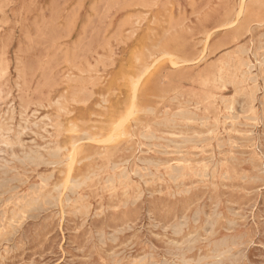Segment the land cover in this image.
I'll use <instances>...</instances> for the list:
<instances>
[{
  "label": "rangeland",
  "instance_id": "rangeland-1",
  "mask_svg": "<svg viewBox=\"0 0 264 264\" xmlns=\"http://www.w3.org/2000/svg\"><path fill=\"white\" fill-rule=\"evenodd\" d=\"M263 55L264 0H0L1 264H264Z\"/></svg>",
  "mask_w": 264,
  "mask_h": 264
},
{
  "label": "bare ground",
  "instance_id": "bare-ground-1",
  "mask_svg": "<svg viewBox=\"0 0 264 264\" xmlns=\"http://www.w3.org/2000/svg\"><path fill=\"white\" fill-rule=\"evenodd\" d=\"M253 20H254V19H253ZM253 20H252V21H253ZM260 23H261V22H260ZM256 24L258 25V23H256ZM245 25H246V24H245ZM245 25H244V26H245ZM218 26H219V25H218ZM258 27H259V26H258ZM260 27H261V25H260ZM251 30H252V29H251ZM246 31H247V30H246ZM248 31H249V29H248ZM248 31H247V32H248ZM254 31H255V30H254ZM250 32H251V31H250ZM245 35H246V34H245ZM250 35H251V33H250ZM256 35H257V34H256ZM256 37H258V35H257ZM260 38H261V37H260ZM231 40H232V39H231ZM250 40H252V39H250ZM254 40H255V38H254ZM258 40H260V39L258 38ZM207 41H208V40H207ZM244 41H245V40H244ZM254 42H255V41H254ZM258 42H259V41H257V44H258ZM261 42H262V41H261ZM241 44H242V43H241ZM251 44H252V43H251ZM257 44H256V45H257ZM239 46H240V45H239ZM258 46H259V45H258ZM258 46H257V48H258ZM231 47H232V46H231ZM250 47H251V46H250ZM252 47H254V46H252ZM243 51H244V50H243ZM247 51H248V50H247ZM251 51H252V50H251ZM256 51H257V49H256ZM256 51H255V52H256ZM204 53H205V52H204ZM237 53H238V52H237ZM237 53H236V54H237ZM239 53H240V52H239ZM256 53H257V52H256ZM262 53H263V51H262ZM219 55H220V54H219ZM225 55H226V54H225ZM256 56H258V55L256 54ZM263 56H264V55H263ZM263 56H262V57H263ZM162 57H163V56H162ZM254 57H255V56H254ZM259 57H260V56H259ZM164 58H165V57H164ZM255 58H256V57H255ZM253 59H254V58H253ZM188 60H189V59H188ZM256 60H257V59H256ZM175 61H176V60H175ZM177 61H178V60H177ZM250 61H251V60H250ZM154 62H155V61H154ZM244 62H245V61H244ZM224 63H225V62H224ZM237 64H238V63H237ZM246 64H247V63H246ZM251 64H252V63H251ZM251 64H250V65H251ZM0 65H1V64H0ZM224 65H225V64H224ZM253 65H254V64H253ZM256 65H257V64H256ZM243 66H244V65H243ZM173 67H174V66H173ZM246 67H247V65H246ZM248 67H250V66H248ZM254 67H255V66H254ZM144 68H146V66H145ZM230 68H231V67H230ZM233 68H234V67H233ZM219 69H220V68H219ZM247 69H248V68H247ZM138 70H139V69H138ZM249 70H250V69H249ZM249 70H248V71H249ZM142 71H143V68H142L141 72H142ZM219 71H220V70H219ZM238 71H239V69H238ZM244 71H245V70H244ZM3 72H4V71H3ZM141 72H140V73H141ZM195 72H197V71L195 70ZM227 72H230V71L227 70ZM250 72H251V71H250ZM233 73H234V72H233ZM248 73H249V72H248ZM258 73H259V72H258ZM262 73H263V72H262ZM0 74H1V73H0ZM243 74H244V73H243ZM245 74H246V73H245ZM249 74H250V73H249ZM144 75H145V74H144ZM241 75H242V74H241ZM212 76H213V75H212ZM232 76L234 77V75H232ZM233 77H232V78H233ZM240 77H241V76H240ZM250 77H251V76H250ZM214 78H215V77H214ZM214 78H213V82H214ZM237 78H238V77H236V79H237ZM242 78H243V81H244V77H242ZM262 78H264V76H263ZM236 79H235V80H236ZM245 79H246V78H245ZM247 79H249V78H247ZM243 81H239V82H242V84H243V83H244ZM257 81H258V80H257ZM211 82H212V81H211ZM221 82H222V84H223V81H221ZM235 82H236V81H235ZM226 84H227V83H226ZM231 84H232V82H231ZM233 84H234V83H233ZM245 84H246V83H245ZM251 84L254 85V83H252V82H251ZM234 85H235V84H234ZM247 85H248V84H247ZM248 86H249V85H248ZM256 86H257V84H256ZM231 87H232V86H231ZM135 88L137 89V87H135ZM255 88L257 89V87H255ZM241 89H242V88H241ZM254 90H255V89H254ZM230 91H231V90H230ZM259 91H260V90H259ZM233 92H234V90H233ZM132 93H133V92H132ZM230 93H231V92H230ZM234 93H236V92H234ZM239 93H240V92H239ZM250 93H251V92H250ZM257 93H258V92H257ZM255 94H256V93H255ZM253 95H254V94H253ZM262 96H264V95L262 94ZM254 98H255V96H254ZM262 98H263V97H262ZM174 99H175V98H174ZM220 99H221V98H220ZM263 99H264V98H263ZM263 99H262V100H263ZM181 100H182V102H183V99H181ZM221 100H222V99H221ZM221 100H218V101H221ZM248 100H249V99H248ZM257 100H258V99H257ZM259 100H260V98H259ZM262 100H261V101H262ZM223 101H224V100H223ZM263 101H264V100H263ZM188 102H189V101H188ZM226 102H227V101H226ZM228 102H229V101H228ZM179 103H181V102H179ZM211 103H212V102H211ZM220 103H221V102H220ZM252 103H253V102H252ZM177 104H178V103H177ZM186 104H190V103H185V105H186ZM192 104H193V103H192ZM223 104H224V103H223ZM133 105L135 106V104H133ZM178 105H180V104H178ZM250 105H251V104H249V105H247V106L249 107ZM253 105H254V104H253ZM253 105H252V107H253ZM226 106H227V105H226ZM247 106H246V108H247ZM229 107H230V106H229ZM231 107H232V106H231ZM231 107H230V108H231ZM243 107H244V106H243ZM250 107H251V106H250ZM132 108H133V107H132ZM132 108H131V109H132ZM186 108H187V107H186ZM232 108H234V107H232ZM239 108H240V107H239ZM253 108H255V107H253ZM256 108H257V107H256ZM181 109H182V108H181ZM198 109H199V108H198ZM224 109H225V108H224ZM226 109H227V108H226ZM226 109H225V110H226ZM166 110H167V112H168V109H166ZM185 110L188 111L187 109H185ZM246 110H248V109H245V111H246ZM249 110H251V109H249ZM147 111H150V110H149V109L146 110L145 113H146ZM177 111H178V110H177ZM177 111H176V112H177ZM183 111H184V109H183ZM24 112H25V111H24ZM152 112H153V111H152ZM184 112H185V111H184ZM232 112H233V111H232ZM246 112H247V111H246ZM246 112H245V113H246ZM248 112H249V111H248ZM248 112H247V113H248ZM256 112H257V111H256ZM145 113H144V114H145ZM147 113H151V112H147ZM153 113H154V112H153ZM163 113H164V111H163ZM186 113H187V112H186ZM190 113H191V112H190ZM192 113H193V112H192ZM247 113H246V114H247ZM259 113H260V112H259ZM127 114H128V112H127ZM130 114H131V113H130ZM184 115H185V114H184ZM190 115H191V114H190ZM190 115H189V116H190ZM257 115H259V114H257ZM154 116H155V115H154ZM157 116H159V115H157ZM163 116H164V115H163ZM179 116H180V115H179ZM227 116H228V115H227ZM259 116H260V115H259ZM186 117H187V116H186ZM229 117H230V116H229ZM253 117H254V116H253ZM189 118H190V117H189ZM189 118H188V119H189ZM196 118H197V117H196ZM230 118H231V117H230ZM254 118H256V117H254ZM123 119H124V118H123ZM125 119H127V117H126ZM194 119H195V118H194ZM203 119H204V118H203ZM214 119H215V117H214ZM243 119H244V118H243ZM168 120H169V119H168ZM185 120H186V119H185ZM207 120H208V119H207ZM232 120H233V119H232ZM232 120H231V121H232ZM258 120H259V119H258ZM166 121H167V120H166ZM169 121H170V120H169ZM218 121H219V120H218ZM227 121H228V120H227ZM249 121H250V120H249ZM260 121H261V120H260ZM152 122H153V121H152ZM152 122H150V123H152ZM179 122H180V121H179ZM187 122H188V121H187ZM195 122H196V121H195ZM215 122H216V121H215ZM235 122H237V121H235ZM254 122H255V120H254ZM5 123H6V122H5ZM118 123H119V122H118ZM156 123H157V122H156ZM174 123H175V122H174ZM237 123H238V122H237ZM141 124H143V123H141ZM141 124H140V125H141ZM215 124H216V123H215ZM215 124H214V127H215ZM260 124H261V123H260ZM260 124H259V125H260ZM16 125H17V124H16ZM24 125H26V123H25ZM32 125H33V123H32ZM119 125H120V124H119ZM152 125H153V124H152ZM171 125H172V123H171ZM207 125H208V124H207ZM210 125H212V124H210ZM233 125H234V124H233ZM7 126H8V125H7ZM12 126H13V125H12ZM117 126H118V125H117ZM150 126H151V125H150ZM150 126H149V127H150ZM199 126H200V125H199ZM20 127H21V126H20ZM145 127H146V124H145ZM157 127H158V126H157ZM160 127H161V126H160ZM233 127H234V126H233ZM240 127H241V126H240ZM0 128H2V127H0ZM24 128H25V126H24ZM158 128H159V127H158ZM177 128H178V127H177ZM182 128H183V127H182ZM182 128H181V129H182ZM184 128H185V127H184ZM189 128H190V127H189ZM202 128H203V127H202ZM250 128L253 129V127H250ZM18 129H19V128H18ZM116 129H117V127H116ZM144 129H145V128H143V131H144ZM170 129H171V128H170ZM173 129H174V128H173ZM193 129H194V128H193ZM206 129H207V128H206ZM222 129H223V128H222ZM256 129H257V128H256ZM6 130H7V127H6ZM112 130H113V129H112ZM174 130H176V129H174ZM177 130H178V129H177ZM187 130H188V129H187ZM209 130H210V129H209ZM214 130H215V129H214ZM214 130H213V131H214ZM227 130H228V128H227ZM235 130H236V129H235ZM258 130H259V129H258ZM4 131H5V130H4ZM122 131H123V130H122ZM138 131H139V129H138ZM140 131H141V130H140ZM195 131H196V129H195ZM198 131H199V130H198ZM263 131H264V130H263ZM186 132H187V131H186ZM201 132H202V131H201ZM208 132H209V131H208ZM216 132H217V131H215V133H216ZM225 132H226V131H225ZM6 133H7V132H6ZM31 133H32V132H31ZM145 133H147V132H145ZM161 133H162V132H161ZM178 133H179V132H178ZM188 133H189V132H188ZM192 133H193V132H192ZM194 133H195V132H194ZM194 133H193V134H194ZM240 133H242V132H240ZM20 134H21V133H19V136H20ZM110 134H111V133H110ZM139 134H140V133H139ZM166 134L168 135L169 133H166ZM185 134H186V133H185ZM195 134H196V133H195ZM237 134H238V133H237ZM17 135H18V134H17ZM21 135H22V134H21ZM150 135H151V134H149V136H150ZM162 135H163V134H162ZM172 135H173V134H172ZM180 135H181V134H180ZM240 135H241V134H240ZM240 135H239V136H240ZM246 135H247V134H246ZM253 135H254V134H253ZM111 136H112V135H111ZM135 136H136V135H135ZM147 136H148V135H147ZM173 136H174V135H173ZM192 136H193V135H192ZM195 136H196V135H195ZM195 136H194V137H195ZM200 136H201V135H200ZM230 136H231V135H230ZM248 136H249V135H248ZM3 137H4V136H3ZM14 137H15V136H14ZM96 137H97V136H96ZM115 137H116V136H115ZM120 137H121V136H120ZM175 137H177V136H175ZM185 137H186V136H185ZM188 137H189V136H188ZM205 137H206V136H205ZM209 137H210V136H209ZM211 137H212V136H211ZM222 137H223V136H222ZM263 137H264V136H263ZM15 138H16V137H15ZM161 138H162V137H161ZM178 138H179V137H178ZM183 138H184V137H183ZM230 138H231V137H230ZM252 138H253V137H252ZM257 138H258V137H257ZM259 138H260V137H259ZM261 138H262V137H261ZM87 139H89V138H87ZM87 139H86V140H87ZM107 139H108V138H107ZM112 139H113V138H112ZM171 139H172V138H171ZM216 139H217V137H216ZM255 139H256V138H255ZM102 140H103V139H102ZM152 140H153V139H152ZM175 140H176V139H175ZM197 140H198V139H197ZM213 140H214V139H213ZM218 140H219V139H218ZM30 141H31V140H30ZM88 141H89V140H88ZM144 141H145V140H144ZM156 141H157V140H156ZM177 141H179V140H177ZM82 142H83V141H82ZM110 142H111V141H110ZM208 142H209V141H208ZM210 142H211V141H210ZM210 142H209V143H210ZM23 143H25V142H23ZM99 143H100V142H99ZM108 143H109V142H108ZM145 143H146V142H145ZM165 143H166V142H165ZM205 143H206V142H205ZM205 143H203V144H205ZM218 143H219V142H218ZM232 143H233V142H232ZM254 143H255V142H254ZM3 144H4V143H3ZM50 144H51V143H50ZM77 144H78V143H77ZM103 144H104V143H103ZM137 144H138V143H137ZM206 144H207V143H206ZM226 144H227V143H226ZM228 144H230V143H228ZM0 145H1V144H0ZM4 145H5V144H4ZM130 145H132V144H130ZM144 145H145V144H144ZM151 145H152V144H151ZM186 145H187V144H186ZM231 145H232V144H231ZM41 146H42V145H41ZM161 146H162V145H161ZM195 146H196V144H195ZM195 146H194V147H195ZM202 146H203V145H202ZM208 146H211V145H208ZM255 146H256V144H255ZM259 146H260V145H259ZM4 147H5V146H4ZM6 147L8 148L9 145H7ZM33 147H34V146H33ZM36 147H37V146H36ZM56 147H57V146H56ZM130 147H131V146H130ZM170 147H171V146H170ZM182 147H183V146H182ZM194 147H193V148H194ZM224 147H225V146H224ZM241 147H242V146H241ZM243 147H244V145H243ZM249 147H250V146H249ZM57 148H59V147H57ZM146 148H147V147H146ZM155 148H156V147H155ZM180 148H181V147H180ZM208 148H209V147H208ZM208 148H207V149H208ZM256 148H257V147H256ZM11 149H12V148H11ZM23 149H24V148H23ZM51 149H52V148H51ZM51 149H47V150L49 151V150H51ZM181 149H182V148H181ZM249 149H250V148H249ZM29 150H30V149H29ZM140 150H141V149H140ZM147 150H148V149H147ZM154 150H157V149H154ZM158 150H159V149H158ZM172 150H173V149H172ZM213 150H214V149H213ZM213 150H212V151H213ZM222 150H223V148H222ZM225 150H226V149H225ZM0 151H1V150H0ZM30 151H32V150H30ZM53 151H55V150H53ZM127 151H128V150H127ZM173 151H175V150H173ZM185 151H186V150H185ZM203 151H204V150H203ZM205 151H206V150H205ZM208 151H210V150H208ZM217 151H219V150H217ZM258 151H259V150H258ZM11 152H12V151H11ZM11 152H10V153H11ZM36 152H37V150H36ZM36 152H34V153H36ZM56 152H57V151H56ZM161 152H163V151L161 150ZM167 152H169V149H168ZM171 152H172V151H171ZM182 152H183V151H182ZM201 152H202V150H201ZM227 152H228V151H227ZM20 153H21V152H20ZM51 153H52V152H51ZM59 153H60V152H59ZM150 153H151V152H150ZM251 153H252V151H251ZM256 153H257V152H256ZM11 154H13V153H11ZM53 154H54V153H53ZM72 154H73V153H72ZM184 154H185V153H184ZM208 154H209V153H208ZM224 154H225V153H224ZM13 155H14V154H13ZM23 155H24V154H23ZM25 155H26V154H25ZM33 155H34V154H33ZM170 155H171V154H170ZM239 155H240V154H239ZM37 156H38V155H37ZM41 156H42V155H41ZM47 156H48V155H47ZM185 156H186V154H185ZM194 156H195V155H194ZM212 156H213V155H212ZM232 156H233V155H232ZM16 157H17V156H16ZM75 157H76V156H75ZM179 157H180V155H179ZM17 158H18V157H17ZM25 158H26V157H25ZM41 158H42V157H41ZM146 158H147V157H146ZM202 158H203V157H202ZM225 158H226V157H225ZM251 158H252V157H251ZM259 158H260V157H259ZM34 159H35V158H34ZM36 159H37V158H36ZM45 159H46V158H45ZM74 159H75V158L72 159L73 162H74ZM159 159H160V158H159ZM168 159H170V158H168ZM194 159H195V158H194ZM220 159H221V158H220ZM220 159H219V160H220ZM228 159H229V158H228ZM245 159H246V158H245ZM253 159H254V158H253ZM260 159H261V158H260ZM1 160H2V159H1ZM1 160H0V161H1ZM3 160H4V159H3ZM30 160H31V159H30ZM43 160H44V159H43ZM57 160H58V159H57ZM62 160H63V159H62ZM127 160H128V159H127ZM129 160H130V159H129ZM170 160H171V159H170ZM179 160H180V159H179ZM179 160H178V161H179ZM195 160L197 161V159H195ZM200 160H201V159H200ZM205 160H206V159H205ZM240 160H243V159H240ZM254 160H255V159H254ZM257 160H258V159H257ZM14 161H15V159H14ZM23 161H24V160H23ZM25 161H26V160H25ZM27 161H28V160H27ZM34 161H35V160H34ZM37 161H38V160H37ZM59 161H60V159H59ZM133 161H134V160H133ZM155 161H156V160H155ZM252 161H253V160H252ZM260 161H261V160H260ZM10 162H11V161H10ZM109 162H110V161H109ZM123 162H124V161H123ZM168 162H169V161H168ZM172 162H173V160H172ZM193 162H194V161H193ZM231 162H232V161H231ZM6 163H8V161H7ZM17 163H18V162H17ZM27 163H28V162H27ZM44 163H45V162H44ZM121 163H122V162H121ZM133 163H134V162H133ZM161 163H162V162H161ZM163 163H164V162H163ZM188 163H189V162H188ZM201 163H202V162H201ZM236 163H237V162H236ZM263 163H264V162H263ZM9 164H10V163H9ZM31 164H32V163H31ZM34 164H35V163H34ZM34 164H32V165H34ZM51 164H52V163H51ZM58 164H59V163H58ZM73 164H74V163H73ZM179 164H180V163H179ZM194 164H195V163H194ZM204 164H205V163H204ZM218 164H219V163H218ZM222 164H223V163H222ZM224 164H225V163H224ZM232 164H233V162H232ZM238 164H239V163H238ZM257 164H258V163H257ZM0 165H1V164H0ZM7 165H8V164H7ZM21 165H22V164H21ZM29 165H30V164H29ZM49 165H50V164H49ZM49 165H48V166H49ZM119 165H120V164H119ZM140 165H141V164H140ZM142 165H143V164H142ZM144 165H145V164H144ZM165 165H166V164H165ZM167 165H168V164H167ZM190 165H191V164H190ZM239 165H240V164H239ZM253 165H254V164H252V166H253ZM1 166H2V165H1ZM23 166H24V165H23ZM53 166H54V165H53ZM57 166H58V165H57ZM72 166H73V165H72ZM133 166H134V165H133ZM153 166H154V165H153ZM153 166H152V167H153ZM192 166H193V165H192ZM203 166H205V165H203ZM38 167H39V164H38ZM122 167H123V166H122ZM136 167H137V166H136ZM188 167H189V166H188ZM253 167H254V166H253ZM123 168H125V167H123ZM134 168H135V167H134ZM148 168H149V167H148ZM191 169H192V168H191ZM233 169H234V168H233ZM11 170H12V169H11ZM132 170H133V167H132L131 171H132ZM156 170H158V169H156ZM194 170H195V169H194ZM240 170H241V169H240ZM8 171H9V170H8ZM150 171H151V170H150ZM198 171H199V170H198ZM218 171H219V170H218ZM245 171H246V170H245ZM120 172H121V171H120ZM125 172H126V171H125ZM127 172H128V171H127ZM156 172H157V171H156ZM192 172H193V170H192ZM216 172H217V171H216ZM241 172H242V171H241ZM17 173H18V170H17ZM25 173H26V172H25ZM92 173H93V172H92ZM171 173H172V172H171ZM202 173H203V172H202ZM202 173H201V174H202ZM226 173H228V172H226ZM242 173H243V172H242ZM244 173H245V172H244ZM11 174H13V173H11ZM18 174H19V173H18ZM194 174H195V173H194ZM194 174H193V175H194ZM196 174H197V173H196ZM209 174H210V173H209ZM228 174H229V173H228ZM228 174H227V175H228ZM233 174H234V173H233ZM235 174H236V173H235ZM15 175H16V174H15ZM19 175H20V174H19ZM112 175H113V174H112ZM119 175H120V174H119ZM132 175H133V174H132ZM182 175H183V174H182ZM202 175H203V174H202ZM245 175H246V174H245ZM13 176H14V175H13ZM52 176H53V175H52ZM113 176H114V175H113ZM116 176H117V175H116ZM127 176H129V175H127ZM143 176H144V174H143ZM167 176L169 177V175H167ZM238 176H239V175H238ZM238 176H237V178H238ZM253 176H254V175H253ZM11 177H12V176H11ZM96 177H97V176H96ZM96 177H94V178H96ZM209 177H210V176H209ZM247 177H248V176H247ZM251 177H252V176H251ZM3 178H4V177H3ZM48 178H49V177H48ZM84 178H85V177H84ZM98 178H99V176H98ZM119 178H120V177H119ZM121 178H122V176H121ZM153 178H154V177H153ZM39 179H40V177H39ZM70 179H72V178H70ZM80 179H81V178H79V180H80ZM82 179H83V178H82ZM107 179H108V177H107ZM183 179H184V177H183ZM196 179H197V177H196ZM196 179H195V180H196ZM207 179H208V178H207ZM219 179H220V178H219ZM19 180H20V179H19ZM50 180H51V179H50ZM117 180H118V179H117ZM126 180H127V179H126ZM129 180H130V178H129ZM149 180H150V179H149ZM188 180H189V179H188ZM200 180H201V179H200ZM246 180H247V179H246ZM20 181H21V180H20ZM41 181H42V178H41ZM74 181H75V180H74ZM76 181H78V180H76ZM89 181H90V180H89ZM89 181H88V182H89ZM91 181H92V179H91ZM145 181H146V180H145ZM154 181H155V180H154ZM182 181H183V180H182ZM196 181H197V180H196ZM208 181H209V180H208ZM26 182H28V181H26ZM42 182H43V181H42ZM44 182H45V181H44ZM118 182H119V181H118ZM121 182H122V181H121ZM123 182H124V181H123ZM134 182H135V181H134ZM229 182H230V181H229ZM18 183H19V182H18ZM47 183H48V182H47ZM64 183H65V182H64ZM67 183H69V182H67ZM78 183H79V182H78ZM78 183H77V185H78ZM126 183H127V182H126ZM153 183H154V182H153ZM209 183H210V182H209ZM209 183H208V184H209ZM214 183H215V182H214ZM221 183H222V181H221ZM242 183H243V182H242ZM244 183H245V182H244ZM25 184H26V183H25ZM139 184H140V183H139ZM177 184H178V183H177ZM177 184H176V185H177ZM179 184H180V183H179ZM204 184H205V183H204ZM231 184H232V183H231ZM253 184H254V183H253ZM260 184H261V183H260ZM8 185H9V184H8ZM8 185H7V186H8ZM22 185H23V184H22ZM39 185H40V184H39ZM41 185H43V184H41ZM149 185H150V184H148V186H149ZM171 185H172V184H171ZM43 186H44V185H43ZM45 186H46V184H45ZM53 186H54V185H53ZM56 186H58V184H57ZM68 186H69V184H68ZM106 186H107V185H106ZM111 186H112V185H111ZM111 186H110V187H111ZM124 186H125V184H124ZM128 186H129V185H128ZM140 186H141V185H140ZM12 187H13V185H12ZM12 187H11V188H12ZM41 187H42V186H41ZM59 187H60V186H59ZM66 187H67V186H66ZM112 187H113V186H112ZM129 187H130V186H129ZM138 187H139V186H138ZM228 187H229V186H228ZM62 188H63V187H62ZM82 188H83V186H82ZM94 188H95V187H94ZM141 188H142V187H141ZM171 188H172V187H171ZM225 188H226V187H225ZM236 188H237V186H236ZM240 188H241V187H240ZM259 188H260V187H259ZM3 189H5V188H3ZM9 189H10V188H9ZM18 189H19V188H18ZM18 189H17V190H18ZM30 189H31V188H29V190H30ZM44 189H45V188H44ZM52 189H53V188H52ZM66 189H67V188H66ZM99 189H100V187H99ZM104 189H105V188H104ZM130 189H132V188H130ZM150 189H151V188H150ZM172 189H173V188H172ZM190 189H191V188H190ZM211 189H212V188H211ZM215 189H216V188H215ZM255 189H256V188H255ZM123 190H124V189H123ZM136 190H137V189H136ZM206 190H207V189H206ZM220 190H221V189H220ZM253 190H254V189H253ZM0 191H2V190H0ZM32 191H33V190H32ZM99 191H100V190H99ZM138 191H139V190H138ZM144 191H145V190H144ZM153 191H154V190H153ZM153 191H152V192H153ZM173 191H174V190H173ZM214 191H215V190H214ZM241 191H242V190H241ZM243 191H244V189H243ZM2 192H3V191H2ZM5 192H6V191H5ZM40 192L42 193V190H40ZM53 192H54V191H53ZM66 192H67V191H66ZM124 192H126V191H124ZM167 192H168V191H167ZM203 192H204V191H203ZM205 192H206V191H205ZM245 192H246V190H245ZM250 192H251V191H250ZM252 192H254V191H252ZM35 193H37V192H35ZM38 193H39V192H38ZM54 193H55V192H54ZM61 193H62V192H61ZM61 193H60V194H61ZM64 193H65V192H64ZM138 193H139V192H138ZM156 193H157V192H156ZM179 193H180V192H179ZM209 193H210V192H209ZM255 193H257V192H255ZM1 194H2V193H1ZM43 194H44V193H43ZM45 194H46V193H45ZM48 194H49V193H48ZM79 194H80V192H79ZM148 194H149V193H148ZM153 194H154V192H153ZM175 194H176V191H175ZM221 194H222V193H220V195H221ZM14 195L17 196L18 194H17V195L14 194ZM46 195H47V194H46ZM55 195H56V194H55ZM63 195H65V194H63ZM188 195H189V194H188ZM190 195H191V194H190ZM205 195H206V194H205ZM207 195H208V194H207ZM252 195H253V194H252ZM36 196H37V195H36ZM41 196H42V195H41ZM48 196H49V195H48ZM50 196H51V195H50ZM60 196H61V195H60ZM110 196H111V195H110ZM125 196H127V195H125ZM146 196H147V195H146ZM196 196H197V195H196ZM216 196H218V195L216 194ZM71 197H72V196H71ZM128 197H129V195H128ZM188 197H189V196H188ZM221 197H222V196H221ZM7 198H9V197H7ZM12 198H13V197H12ZM18 198H20V197H18ZM82 198H83V197H82ZM95 198H96V197H95ZM134 198H135V197H134ZM150 198H151V197H150ZM197 198H198V197H197ZM214 198H215V197H214ZM10 199H11V198H10ZM10 199H9V200H10ZM77 199H78V198H77ZM77 199H75V200H77ZM83 199H84V198H83ZM85 199H86V198H85ZM125 199H126V197H125ZM131 199H132V198H131ZM151 199H152V198H151ZM1 200H2V199H1ZM38 200H39V199H38ZM157 200H158V199H157ZM167 200H169V199H167ZM61 201H62V198H61ZM81 201H82V199H81ZM110 201H111V199H110ZM110 201H109V202H110ZM119 201H120V200H119ZM125 201H126V200H125ZM128 201H129V200H128ZM130 201H131V200H130ZM145 201H146V200H145ZM219 201H220V200H219ZM1 202H2V201H1ZM7 202H8V201H7ZM26 202H27V201H26ZM58 202H59V201H58ZM114 202H115V201H114ZM192 202H193V201H192ZM208 202H210V201H208ZM29 203H31V200H30ZM29 203H28V204H29ZM76 203H78V202L76 201ZM97 203H98V202H97ZM117 203H118V202H117ZM128 203H129V202H128ZM152 203H153V202H152ZM154 203H155V202H154ZM168 203H169V201H168ZM12 204H13V203H12ZM37 204L39 205V203H37ZM40 204H41V203H40ZM42 204H43V203H42ZM63 204H64V202H63ZM121 204H122V203H121ZM208 204H209V203H208ZM215 204H219V203L215 202ZM7 205H8V204H7ZM22 205H23V208H24V204H22ZM29 205H30V204H29ZM31 205H32V207H33V203H32ZM38 205H37V206H38ZM43 205H44V204H43ZM61 205H62V204H61ZM87 205H88V204H87ZM100 205H102V204H100ZM119 205H120V204H119ZM151 205H152V204H151ZM160 205H161V204H160ZM14 206H15V205H14ZM25 206H27V205H25ZM65 206H66V205H65ZM65 206H64V207H65ZM67 206H68V205H67ZM111 206H112V205H111ZM155 206H156V205H155ZM166 206H167V205H166ZM198 206H199V204H198ZM214 206H215V205H214ZM21 207H22V206H21ZM27 207H28V206H27ZM27 207H26V208H27ZM29 207H31V206H29ZM29 207H28V208H29ZM48 207H49V206H48ZM59 207H60V206H59ZM59 207H58V209H59ZM82 207L85 208L84 205H82ZM107 207H108V206H107ZM109 207H110V206H109ZM112 207H114V206H112ZM112 207H111V208H112ZM131 207H132V206H131ZM134 207H135V205H134ZM145 207H146V205H145ZM152 207H153V206H152ZM160 207H161V206H160ZM191 207H192V206H191ZM196 207H197V206H196ZM207 207H208V206H207ZM212 207H213V206H212ZM23 208H20V209H22L21 211L24 212ZM26 208H25V209H26ZM44 208H45V207H44ZM72 208H73V207H72ZM89 208H90V207H89ZM115 208H116V207H115ZM119 208H120V206L118 207V209H119ZM142 208H143V207H142ZM200 208H201V207H200ZM18 209H19V208H18ZM20 209H19V210H20ZM30 209H31V208H30ZM60 209H61V208H60ZM97 209H98V208H97ZM156 209H157V208H156ZM162 209H163V208H162ZM166 209H167V207H166ZM190 209H191V208H190ZM212 209H213V208H212ZM230 209H231V208H230ZM52 210H53V209H52ZM55 210H57L56 207H55ZM65 210H66V209H65ZM75 210H76V209H75ZM145 210H146V209H145ZM197 210H198V208H197ZM197 210H194V211H197ZM200 210H201V209H200ZM202 210H203V207H202ZM13 211H14V210H13ZM25 211H26V210H25ZM31 211H32V210H31ZM62 211H63V210H62ZM68 211H69V210H68ZM81 211H82V210H80V212H81ZM83 211H85V210H83ZM143 211H144V210H143ZM152 211H153V210H152ZM186 211H188V210H186ZM215 211H216V209H215ZM215 211H213V212H215ZM71 212H73V211L71 210ZM85 212H86V211H85ZM103 212H104V211H103ZM147 212H148V211H147ZM153 212H154V211H153ZM156 212H159V211L156 210ZM188 212H189V211H188ZM1 213H2V212H1ZM9 213H12V211L9 212ZM17 213H18V211H17ZM26 213H27V212H26ZM29 213H30V212H29ZM37 213H40V212L38 211ZM55 213H56V212H55ZM105 213H106V212H105ZM200 213H202V212H200ZM200 213H199V214H200ZM204 213H205V212H204ZM206 213H207V212H206ZM206 213H205V214H206ZM211 213H212V212H211ZM227 213H228V212H227ZM5 214H6V213H5ZM14 214H15V213H14ZM59 214H60V213H59ZM62 214H63V213H62ZM62 214H61V215H62ZM69 214H70V213H69ZM89 214H90V212H89ZM97 214H98V213H97ZM120 214H121V213H120ZM135 214H136V213H135ZM157 214H158V213H157ZM219 214H220V212H219ZM224 214H225V213H224ZM228 214H229V213H228ZM16 215H19V214H16ZM21 215H22V214H21ZM21 215H20V219L22 218ZM26 215H27V214H26ZM28 215H29V214H28ZM30 215H31V214H30ZM35 215H36V214H35ZM46 215H47V214H46ZM71 215H72V214H71ZM108 215H109V214H108ZM139 215H141V213H140ZM151 215H152V214H151ZM159 215H160V214H159ZM184 215H185V214H184ZM184 215H183V216H184ZM214 215H215V214H214ZM217 215H218V213H217ZM2 216H3V214H2ZM22 216H23V215H22ZM24 216H25V215H24ZM42 216H43V215H42ZM69 216H70V215H69ZM76 216H77V215H76ZM88 216H89V215H88ZM123 216H124V215H123ZM153 216H154V215H153ZM230 216H231V215H230ZM10 217H11V216H10ZM58 217H60V216H58ZM112 217H113V216H112ZM150 217H151V216H150ZM154 217H155V216H154ZM185 217H186V216H185ZM212 217H213V216H212ZM212 217H210V218H212ZM216 217H217V216H216ZM225 217H226V216H224V218H225ZM0 218H1V216H0ZM23 218H24V217H23ZM26 218H27V217H26ZM26 218H25V219H26ZM50 218H51V217H50ZM56 218H57V217H56ZM56 218H55V219H56ZM118 218H119V220H120L121 216L118 217ZM126 218H127V217H126ZM128 218H129V217H128ZM134 218H135V217H134ZM151 218H152V217H151ZM221 218H222V217H221ZM256 218H257V217H256ZM258 218H259V217H258ZM2 219H3V218H2ZM12 219H13V218H12ZM15 219H16V218H15ZM109 219H110V218H109ZM152 219H153V218H152ZM154 219H155V218H154ZM190 219H191V218H190ZM207 219H208V218H207ZM212 219H213V218H212ZM215 219H216V218H215ZM236 219H237V218H236ZM29 220H31V219H29ZM104 220H105V219H104ZM114 220H116V219H114ZM121 220H122V219H121ZM121 220H120V221H121ZM134 220H135V219H134ZM175 220H176V218L174 219V221H175ZM216 220H217V219H216ZM223 220H224V219H223ZM237 220H238V219H237ZM8 221H9V220H8ZM13 221H14V220H13ZM24 221H25V220H24ZM24 221H23V222H24ZM52 221H53V220H52ZM112 221H113V219H112ZM123 221H124V220H123ZM126 221H129V220H126ZM172 221H173V220H172ZM172 221H171V224L173 223ZM176 221H177V220H176ZM204 221H205V219H204ZM207 221H210V220H207ZM212 221H213V220H212ZM238 221H239V220H238ZM35 222H36V221H35ZM46 222H47V221H46ZM70 222H71V221H70ZM115 222H116V221H115ZM130 222H131V221H130ZM138 222H139V221H138ZM140 222H141V221H140ZM186 222H187V220H186ZM198 222H199V221H198ZM205 222H206V221H205ZM18 223H19V222H18ZM28 223H29V221H28ZM44 223H45V222H44ZM51 223H52V222H51ZM73 223H74V222H73ZM128 223H129V222H128ZM162 223H163V222H162ZM208 223H209V222H208ZM215 223H216V222H215ZM236 223H237V222H236ZM2 224H3V223H2ZM13 224H14V223H13ZM20 224H21V223H20ZM24 224H25V223H24ZM35 224H36V223H35ZM35 224H34V225H35ZM69 224H70V223H69ZM106 224H107V223L105 222V225H106ZM121 224H122V223H121ZM163 224H164V223H163ZM168 224H169V223H168ZM193 224H194V223H193ZM238 224H239V223H238ZM244 224H245V223H244ZM254 224H255V223H254ZM15 225H16V224H15ZM15 225H14V226H15ZM43 225H44V224H43ZM128 225H129V224H128ZM165 225H166V224H165ZM194 225H195V224H194ZM224 225H226V223H225ZM259 225H261V224H259ZM2 226H3V225H2ZM40 226H41V225H40ZM119 226H120V225H119ZM157 226H158V225H157ZM173 226H174V225H173ZM186 226H187V225H186ZM186 226H185V227H186ZM244 226H246V224H245ZM261 226H262V225H261ZM4 227H5V225H4ZM9 227H10V226H9ZM15 227H16V226H15ZM111 227H112V226H111ZM115 227H116V226H115ZM121 227H122V226H121ZM133 227H134V226H133ZM154 227H155V226H154ZM162 227H163V226H162ZM175 227H176V226H175ZM175 227H174V228H175ZM202 227H203V226H202ZM204 227H206V226L204 225ZM213 227H214V225H213ZM213 227H212V228H213ZM236 227H237V226H236ZM241 227H242V226H241ZM0 228H1V227H0ZM23 228H24V227H23ZM29 228H30V227H29ZM76 228H77V227H76ZM100 228H101V227H100ZM124 228H125V227H124ZM159 228H160V227H159ZM164 228H165V226H164ZM166 228H167V227H166ZM254 228H255V227H254ZM256 228H257V227H256ZM10 229H11V228H10ZM12 229H13V227H12ZM20 229H21V228H19V231H20ZM56 229H57V228H56ZM72 229H73V228H72ZM102 229H103V227H102ZM169 229H170V228H169ZM192 229H193V228H192ZM192 229H191V230H192ZM198 229H199V228H198ZM198 229H197V230H198ZM201 229H202V228H201ZM225 229H226V228H225ZM15 230H16V228H15ZM32 230H33V229H32ZM69 230H70V229H69ZM75 230H76V229H75ZM92 230H93V229H92ZM142 230H143V229H142ZM182 230H183V228H182ZM202 230H203V229H202ZM211 230H212V229H211ZM234 230H235V229H234ZM245 230H246V229H245ZM245 230H244V231H245ZM2 231H3V229H2ZM19 231H18V232H19ZM52 231H53V230H52ZM86 231H88V230H86ZM112 231H113V230H112ZM128 231H129V230H128ZM128 231H127V232H128ZM163 231H164V230H163ZM165 231H167V230H165ZM165 231H164V232H165ZM225 231H226V230H225ZM9 232H10V231H9ZM9 232H7L8 235H9ZM12 232H13V231H12ZM134 232H135V231H134ZM138 232H139V231H138ZM181 232H182V231H181ZM205 232H206V231H205ZM227 232H228V231H227ZM251 232H252V231H251ZM3 233H4V232H3ZM34 233H35V232H34ZM92 233H93V232H92ZM104 233H105V232H104ZM140 233H141V232H140ZM148 233H149V232H148ZM171 233H172V232H171ZM183 233H184V231H183ZM190 233H191V232H190ZM196 233H197V232H196ZM209 233H211V232L209 231ZM254 233H256V232L254 231ZM123 234H124V233H123ZM156 234H158V233H156ZM156 234H154V235H156ZM164 234H165V233H164ZM186 234H187V233H186ZM215 234H216V233H215ZM5 235L7 236V234H5ZM31 235H32V234H31ZM70 235H71V234H70ZM89 235H90V232H89ZM121 235H122V234H121ZM166 235H167V234H166ZM190 235H191V234H190ZM205 235H206V234H205ZM207 235H208V234H207ZM246 235H247V234H246ZM249 235H250V234H249ZM2 236H3V235H2ZM10 236H11V234H10ZM94 236H95V235H94ZM131 236H132V234H131ZM159 236H160V235H159ZM162 236L164 237V235H162ZM170 236H171V235H170ZM172 236H173V235H172ZM192 236H193V235H192ZM200 236H201V235H200ZM211 236H212V234H211ZM238 236H240V235H238ZM250 236H251V235H250ZM0 237H1V236H0ZM47 237H49V236H47ZM67 237H68V236H67ZM133 237H134V236H133ZM184 237H185V235L183 236V238H184ZM225 237L227 238V236H225ZM230 237H231V236H230ZM5 238H7V237H5ZM45 238H46V237H45ZM86 238H87V236H86ZM89 238H90V236H89ZM124 238H125V237H124ZM141 238H142V237H141ZM154 238H155V237H154ZM158 238H159V237H158ZM170 238H171V237H170ZM191 238H193V237H191ZM191 238H190V239H191ZM233 238H234V237H233ZM242 238H243V237H242ZM251 238H252V237H251ZM66 239H68V238H66ZM94 239H95V237H94ZM129 239H130V238H129ZM129 239H128V240H129ZM137 239H138V238H137ZM168 239H169V238H168ZM180 239H181V238H180ZM194 239H195V238H194ZM200 239H201V238H199V240H200ZM221 239H222V238H221ZM263 239H264V237H263ZM15 240H16V239H15ZM142 240H143V239H142ZM142 240H141V241H142ZM176 240H177V239H176ZM183 240H185V239H183ZM183 240H182V241H183ZM201 240H202V239H201ZM241 240H242V239H241ZM36 241H37V240H36ZM120 241H121V240H120ZM160 241H161V240H160ZM162 241H163V240H162ZM174 241H175V239H174ZM182 241H181V242H182ZM202 241H203V240H202ZM219 241H220V240H219ZM228 241H229V238H228ZM236 241H237V240H236ZM72 242H73V241H72ZM108 242H109V241H108ZM131 242H132V241H130V243H131ZM175 242H176V241H175ZM194 242H195V241H194ZM214 242H215V241H214ZM214 242H213V243H214ZM222 242H223V241H222ZM222 242H221V243H222ZM28 243H30V242H28ZM121 243H122V242H121ZM140 243H141V242H140ZM150 243H151V242H150ZM170 243H171V242H170ZM179 243H180V242H179ZM219 243H220V242H219ZM221 243H220V244H221ZM241 243H242V242H241ZM8 244H9V243H8ZM23 244H24V243H23ZM53 244H54V242H53ZM67 244H68V243H67ZM75 244H76V243H75ZM82 244H83V243H82ZM118 244H119V243H118ZM143 244H144V243H143ZM146 244H147V243H146ZM151 244H152V243H151ZM163 244H164V243H163ZM167 244H168V243H167ZM172 244H173V243H172ZM191 244H192V243H191ZM196 244H197V243H196ZM207 244H208V243H207ZM263 244H264V243H263ZM97 245H98V244H97ZM128 245H129V244H128ZM128 245H127V246H128ZM165 245H166V244H165ZM165 245H164V246H165ZM182 245H183V244H182ZM182 245H181V246H182ZM186 245H187V244H186ZM189 245H190V244H189ZM192 245H194V243H193ZM208 245H209V244H208ZM214 245H215V244H214ZM223 245H224V242H223ZM29 246H30V245H29ZM39 246H40V245H39ZM42 246H43V245H42ZM100 246H101V245H100ZM106 246H107V245H106ZM121 246H122V245H121ZM139 246H140V245H139ZM152 246H153V245H152ZM166 246H167V245H166ZM177 246H178V245H177ZM209 246H210V245H209ZM216 246H217V245H216ZM18 247H19V248H22V247H20V246H18ZM24 247H25V246H24ZM178 247H179V246H178ZM178 247H177V248H178ZM192 247H193V246H192ZM96 248H97V247H96ZM103 248H104V247H103ZM110 248H112V245H111ZM121 248L123 249V247H121ZM124 248H125V247H124ZM164 248H165V247H164ZM167 248H168V247H167ZM226 248H227V246H226ZM4 249H5V248H4ZM42 249H43V248H42ZM100 249H101V248H100ZM116 249H117V248H116ZM126 249H127V248H126ZM142 249H143V248H142ZM156 249H157V247H156ZM160 249H161V248H160ZM171 249H172V246H171ZM178 249H180V248H178ZM190 249H191V248H190ZM198 249H199V248H198ZM213 249H214V248H213ZM215 249H216V248H215ZM222 249H223V248H222ZM235 249H236V248H235ZM2 250H3V249H2ZM6 250H7V248H6ZM8 250H9V249H8ZM101 250H103V249H101ZM151 250H152V249H151ZM182 250H183V248H182ZM193 250H194V249H193ZM250 250H251V249H250ZM3 251H4V250H3ZM29 251H30V250H29ZM70 251H71V250H70ZM86 251H87V250H86ZM86 251H85V252H86ZM127 251H128V250H127ZM140 251H141V250H140ZM160 251H161V250H160ZM170 251H172V250H170ZM174 251H175V250H174ZM177 251H178V250H177ZM183 251H184V250H183ZM185 251H186V250H185ZM197 251H198V250H197ZM209 251H211V250H209ZM212 251H213V250H212ZM220 251H221V249H220ZM25 252H26V251H25ZM27 252H28V251H27ZM71 252H72V251H71ZM156 252H157V250H156ZM222 252H223V251H222ZM222 252H221V253H222ZM224 252H225V251H224ZM251 252H252V251H251ZM7 253H8V252H7ZM125 253H126V252H125ZM151 253H153V252H151ZM154 253H155V252H154ZM158 253H159V252H158ZM176 253H177V252H176ZM178 253H180V252H178ZM182 253H183V252H182ZM218 253H219V249H218ZM5 254H6V253H5ZM63 254H64V252H63ZM91 254H93V251H92ZM103 254H104V253H103ZM127 254H128V252H127ZM183 254H184V253H183ZM216 254H217V253H216ZM21 255H22V254H21ZM33 255H34V254H33ZM36 255H37V254H36ZM64 255H65V254H64ZM86 255H87V254H86ZM104 255H105V254H104ZM108 255H109V254H108ZM145 255H146V254H145ZM206 255L208 256V254H206ZM249 255H250V253H249ZM76 256H77V255H76ZM98 256H99V255H98ZM122 256H123V255H122ZM138 256H140V255H138ZM138 256H137V257H138ZM154 256H155V255H154ZM161 256H162V255H161ZM161 256H160V257H161ZM171 256H172V255H171ZM178 256H179V254H178ZM197 256H198V254H197ZM203 256H204V255H203ZM71 257H72V255H71ZM82 257H83V256H82ZM84 257H85V256H84ZM118 257H119V256H118ZM129 257H130V256H129ZM164 257H165V256H164ZM169 257H170V256H169ZM183 257H184V255H183ZM214 257H215V256H214ZM108 258H109V257H108ZM108 258H107V259H108ZM124 258H125V257H124ZM135 258H136V257H135ZM135 258H134V259H135ZM154 258H155V257H154ZM161 258H162V257H161ZM167 258H168V257H167ZM200 258H201V256H200ZM204 258H205V257H203V260H204ZM212 258H213V257L211 256V259H212ZM0 259H1V258H0ZM3 259H4V258H3ZM21 259H22V257H21ZM101 259H102V258H101ZM109 259H110V258H109ZM129 259H131V258H129ZM134 259H133V260H134ZM155 259H156V258H155ZM168 259H169V258H168ZM168 259H167V260H168ZM180 259H181V258H180ZM189 259L191 260V258H189ZM196 259H197V257H196ZM205 259H206V258H205ZM209 259H210V258H209ZM10 260H11V259H10ZM13 260H14V258H13ZM115 260H116V259H115ZM119 260H120V259H119ZM136 260H139V259H136ZM136 260H135V261H136ZM146 260H147V259H146ZM156 260H157V259H156ZM159 260H160V258H159ZM159 260H157V261H159ZM175 260H176V259H175ZM178 260H179V259H178ZM181 260H182V259H181ZM185 260H186V259H185ZM190 260H188V261H190ZM198 260H199V259H198ZM201 260H202V259H201ZM6 261H9V260H6ZM35 261H36V260H35ZM104 261H105V260H104ZM109 261H110V260H109ZM120 261H121V260H120ZM125 261H127V260H125ZM128 261H129V260H128ZM182 261H184V260H182ZM210 261H211V260H210ZM212 261H213V260H212ZM29 262H30V261H29ZM37 262H38V261H37ZM87 262H88V261H87ZM90 262H91V261H90ZM94 262H95V261H94ZM96 262H97V261H96ZM144 262H145V261H144ZM148 262H149V261H148ZM150 262H151V261H150ZM159 262H160V261H159ZM193 262H194V261H193ZM206 262H207V260H206ZM213 262H214V261H213ZM88 263H89V262H88ZM113 263H114V262H113ZM120 263H121V262H120ZM123 263H124V262H123ZM133 263H134V262H133ZM133 263H132V264H133ZM151 263H152V262H151ZM155 263H156V262H155ZM168 263H169V262H168ZM195 263H196V262H195ZM208 263H209V262H208ZM0 264H1V262H0ZM84 264H85V263H84ZM97 264H98V263H97ZM110 264H111V263H110ZM114 264H115V263H114ZM169 264H172V263H169ZM175 264H177V263H175ZM188 264H190V263H188ZM199 264H200V263H199ZM228 264H229V263H228ZM237 264H238V263H237Z\"/></svg>",
  "mask_w": 264,
  "mask_h": 264
}]
</instances>
